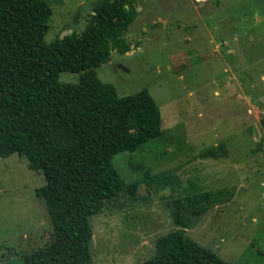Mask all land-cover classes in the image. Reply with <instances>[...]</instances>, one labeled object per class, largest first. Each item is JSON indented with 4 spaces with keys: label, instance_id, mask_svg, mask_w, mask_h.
Segmentation results:
<instances>
[{
    "label": "rangeland",
    "instance_id": "obj_1",
    "mask_svg": "<svg viewBox=\"0 0 264 264\" xmlns=\"http://www.w3.org/2000/svg\"><path fill=\"white\" fill-rule=\"evenodd\" d=\"M44 41L81 31L103 0H46ZM124 33L130 50L113 51L96 68L119 95L147 88L160 108L162 133L112 163L126 184L155 176L136 192H119L89 216L92 264H141L157 236L176 228L177 196L203 195L206 209L186 210L187 233L233 264H264V0H136ZM58 79L75 83L78 72ZM132 162V165H130ZM16 152L0 158V264L51 234L44 184Z\"/></svg>",
    "mask_w": 264,
    "mask_h": 264
},
{
    "label": "trees",
    "instance_id": "obj_2",
    "mask_svg": "<svg viewBox=\"0 0 264 264\" xmlns=\"http://www.w3.org/2000/svg\"><path fill=\"white\" fill-rule=\"evenodd\" d=\"M136 0L97 3L85 27L44 41L51 7L46 0H0V158L16 152L43 174L35 195L45 203L50 237L21 253L22 264H92L89 216L121 191L134 194L143 175L126 184L112 163L162 133L160 108L147 88L119 95L96 68L115 50H130L124 33ZM78 72L75 83L58 79ZM203 195L177 196L170 216L176 228L156 237L141 264H233L188 235L186 210L200 214Z\"/></svg>",
    "mask_w": 264,
    "mask_h": 264
}]
</instances>
